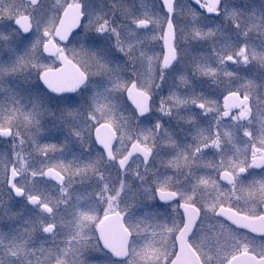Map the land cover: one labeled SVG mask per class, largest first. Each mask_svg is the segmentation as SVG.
Listing matches in <instances>:
<instances>
[{
  "label": "snow or ice",
  "instance_id": "obj_1",
  "mask_svg": "<svg viewBox=\"0 0 264 264\" xmlns=\"http://www.w3.org/2000/svg\"><path fill=\"white\" fill-rule=\"evenodd\" d=\"M0 264H264V0H0Z\"/></svg>",
  "mask_w": 264,
  "mask_h": 264
}]
</instances>
